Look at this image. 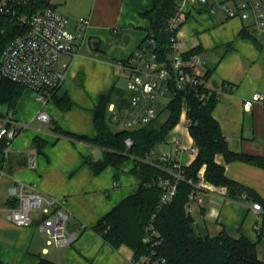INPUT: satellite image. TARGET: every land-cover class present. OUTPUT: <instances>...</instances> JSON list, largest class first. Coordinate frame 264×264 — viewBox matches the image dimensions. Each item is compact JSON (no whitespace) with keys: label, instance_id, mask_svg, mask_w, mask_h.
<instances>
[{"label":"crops","instance_id":"0c3cea01","mask_svg":"<svg viewBox=\"0 0 264 264\" xmlns=\"http://www.w3.org/2000/svg\"><path fill=\"white\" fill-rule=\"evenodd\" d=\"M50 1L71 19L73 31H79V18L90 23L76 56L63 55L59 61L60 68H66L68 74L57 98L68 97L71 108L63 110L50 101L40 106L38 99L32 98V102L26 104L27 90L16 109L1 103L3 112H11L28 128L19 133L7 155L1 154L4 161L0 165V264H39L41 258L57 264H126L131 250L113 249L92 227L136 193L140 180L131 174L133 166L126 170L131 161L122 166L118 177L111 167L95 175L85 160L99 161L103 151L64 137L56 129L94 139L98 135L94 109L100 98L112 90L129 96V75L119 63L130 59L148 36L150 23L144 14L152 9L154 0ZM202 7L197 0H191L177 33L178 53L183 55L201 49L202 65L196 72L200 77L212 72L211 85H206L208 89H216L219 96L213 116L230 150L263 157L264 107L257 104L248 110L244 102L255 93L264 94V37L253 29L251 21L229 19L224 11L200 13ZM112 107L117 108V103H110L109 114ZM28 108L33 116L29 117ZM41 111L49 115L47 123L53 127L30 129L31 122L39 121L37 115ZM170 136L168 153L172 151L174 139L194 144L189 130L181 123ZM36 137L45 142L40 153L33 143ZM31 150L38 153L36 169L28 164ZM192 163L191 158L184 156L183 165ZM216 163L224 166L227 177L243 190L220 193L208 185L201 191L202 203L192 212V216L194 213L200 216V223L194 219V227L203 236L214 237L225 231L234 238L247 237L257 243L258 256L264 261V169L240 161L227 163L221 155L216 156ZM109 174L115 176L113 182ZM120 174L124 178L122 184L116 180L121 178ZM116 181L119 186L112 190L111 185ZM23 185L48 202H57L50 209L65 213L69 225L77 227L78 240L74 244L58 245L41 232L40 223L44 218L41 211L31 214L33 223L28 227L16 226L11 221V211L18 206V194ZM254 195L260 200H255ZM255 204L261 205V210H254Z\"/></svg>","mask_w":264,"mask_h":264},{"label":"trees","instance_id":"16d2710c","mask_svg":"<svg viewBox=\"0 0 264 264\" xmlns=\"http://www.w3.org/2000/svg\"><path fill=\"white\" fill-rule=\"evenodd\" d=\"M176 4L177 0H154L152 9L144 14L150 23V29L140 47L146 46L152 50L157 55V63L168 68L171 77L174 76L172 62L175 54L172 49L173 34L169 31L168 22L175 14ZM48 5L46 0H35L34 4H30L23 11L31 15ZM25 31V27L0 18V65L6 45ZM200 52L201 49H194L183 54V57L190 59L199 56ZM211 78V71L201 77L203 88H206L205 85ZM206 89L208 96L205 101H200L193 89L179 90L172 84L169 93L172 100L166 106L168 117L163 124L158 125L153 121L140 129L120 131L111 128L113 121L108 107L115 102L116 109L123 111L129 105V96L112 90L100 98L94 109V124L98 133L96 138L90 139L56 129L64 137L91 144L103 151L101 160H85V164L95 175L111 167L116 170L118 177L124 164L129 161L134 163L131 174L140 180L136 193L124 199L92 227L113 249L126 247L136 257L147 253L150 248L144 244L143 238L152 223L161 238V245L156 251L159 257L166 259V264H264L258 256L256 242L244 236L234 238L225 231L214 237L203 236L194 227V218L187 211L191 193L195 190L194 185L198 183L201 172L215 191L236 193L243 190L241 185L227 177L225 167L216 163V156H223L227 163L240 161L264 169V156L246 155L230 150L221 126L213 116L219 99L218 92L214 88ZM25 90L27 88L22 85L3 81L0 103L8 105L12 110L16 109ZM53 101L63 110L72 107L68 97L57 98V93L53 96ZM184 106L189 109V133L199 153L190 166L183 168L184 180L179 182L173 201L160 208L163 191L157 186L148 187V184L170 178L171 174L165 170L166 165L155 160L157 165H154L148 158L156 145L164 143L180 123ZM127 139L133 142L130 149L126 147ZM33 143L38 153L45 146V142L38 137ZM1 154L0 165L4 161V154ZM254 198L260 200L258 196L254 195ZM39 264L57 263L41 258Z\"/></svg>","mask_w":264,"mask_h":264},{"label":"built area","instance_id":"2783aa9c","mask_svg":"<svg viewBox=\"0 0 264 264\" xmlns=\"http://www.w3.org/2000/svg\"><path fill=\"white\" fill-rule=\"evenodd\" d=\"M49 5L34 14L23 11L35 0H0V18L10 23L25 27V33L13 38L5 47L0 65V89L3 81L22 85L36 92L38 101L44 106L53 99V96L64 86L67 80V70L60 68L59 61L63 55L76 56V51L85 32L89 27V20L77 19L79 31L71 28V19L61 14ZM201 5H208L207 11L216 14L224 11L229 19L238 18L241 21H251L253 29L264 37V0H197ZM191 0H177L174 16L169 20V31L173 34L172 49L175 58L172 62L174 76L171 77L169 69L157 63V55L143 46L130 59L122 61L119 66L128 73L129 105L123 111L112 107L110 114L114 124L122 125L124 130L143 128L158 118L157 101L164 98L171 91L174 84L179 90L193 89L200 101H205L208 91L203 88L196 70L201 67L202 60L199 56L185 59L178 53L177 31L182 25L190 8ZM226 90L229 87H225ZM219 98V96H218ZM264 107V94L255 93L244 102L245 109H252L255 105ZM0 103V153L7 155L17 139L19 133L28 128L20 124L11 112H3ZM189 109L184 106L180 123L189 130ZM37 119L43 124L50 121L45 112H39ZM179 123V124H180ZM126 147L133 146L131 139L126 140ZM154 151L151 152L153 154ZM199 150L195 144L188 145L180 139L172 142L171 153L160 155L155 161L166 165L165 170L171 174L170 178L159 179L148 184V187L157 186L162 189L159 207L170 204L176 196L178 184L184 180L183 158L187 156L193 161L198 156ZM152 164L157 163L151 161ZM28 164L31 169L38 166V153L36 150L28 152ZM190 166V165H189ZM192 184V181H189ZM116 187L119 184L114 183ZM204 173L194 185L187 211L192 213L200 206L201 191L208 188ZM23 185L18 194V206L11 211V221L19 227L32 225L33 212L41 211L44 219L40 223V230L46 233L58 245H71L78 240L75 232H69V217L60 210L52 211L51 206L56 201L48 202L44 197L28 191ZM254 210H261V205L255 204ZM144 244L150 249L147 253L136 257L131 251V256L126 264H166V259L159 257L156 248L161 245L160 234L154 229L152 223L146 229L143 238Z\"/></svg>","mask_w":264,"mask_h":264},{"label":"rangeland","instance_id":"374dc122","mask_svg":"<svg viewBox=\"0 0 264 264\" xmlns=\"http://www.w3.org/2000/svg\"><path fill=\"white\" fill-rule=\"evenodd\" d=\"M210 81H208L207 82V84H208V87L211 85V83H209ZM123 85V84H122ZM37 93L36 92H33V91H31V90H29V89H27V91H26V93H25V95H24V101L26 102V104H28V102H29V104L32 102L31 101V98L33 99V100H35V101H37ZM172 100V95L171 94H167L164 98H161V99H158V101H157V111H158V114H159V116H158V118L155 120V123L156 124H158V125H161V124H163L165 121H166V119H167V117H168V114H167V111H166V106H167V104L170 102ZM53 100H51L49 103H51V105H53ZM38 104L40 105V106H42V104L40 103V102H38ZM30 108V107H29ZM27 109V112H29V117L30 116H33V111L31 110V109ZM64 119V118H63ZM63 121V120H62ZM66 123V121H63V123ZM68 122V121H67ZM42 128L43 130L44 129H48V128H50V127H53L51 124H43V125H41L40 124V122L39 121H37V120H35V121H33V122H31L30 123V129H32V130H38L39 128ZM111 128L114 130V131H120V130H122V125H116V124H114V123H111ZM170 138H171V136L169 135L168 136V138L166 139V141L164 142V143H161V144H158V145H156V147L153 149V151H154V153L153 154H151L150 156H149V158H148V160L149 161H153V160H156L160 155H163V154H166V153H168L170 150H171V143H170ZM133 161H131V163H129L127 166H126V170H128V169H130V168H128L129 166H131V168H132V166H133ZM129 171V170H128ZM107 176H109V180L111 181V182H113L114 180H115V176H113V174H109V175H107ZM123 175L122 174H120V177L121 178H118V179H116L119 183H121L122 184V180H124V178L122 177ZM116 181V182H117ZM111 189L113 190V189H116V186L112 183V185H111ZM189 213V212H188ZM191 215H192V213H190ZM193 218L196 220V221H198V223H200V216H199V214L198 213H194L193 214ZM200 228H202L201 227V225H200Z\"/></svg>","mask_w":264,"mask_h":264},{"label":"water","instance_id":"95a60500","mask_svg":"<svg viewBox=\"0 0 264 264\" xmlns=\"http://www.w3.org/2000/svg\"><path fill=\"white\" fill-rule=\"evenodd\" d=\"M207 9H208V5H204L202 8L199 9V12H200V13L206 12ZM213 85H215V87L218 88V86L216 85V82H213ZM43 219H44V218H43ZM38 222H40V221H38ZM76 228H77V227L74 226V225H73V226L69 225V227H68V231H69V232H75V231L77 230Z\"/></svg>","mask_w":264,"mask_h":264}]
</instances>
